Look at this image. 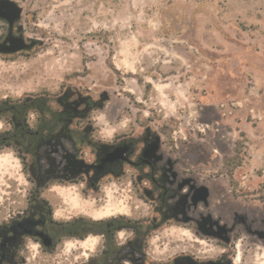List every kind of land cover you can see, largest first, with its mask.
Segmentation results:
<instances>
[{"label": "rangeland", "instance_id": "374dc122", "mask_svg": "<svg viewBox=\"0 0 264 264\" xmlns=\"http://www.w3.org/2000/svg\"><path fill=\"white\" fill-rule=\"evenodd\" d=\"M14 1L31 46L0 53V102L46 93L56 108L67 93L104 103L74 123L83 134L43 147L39 161L0 145V226L31 192L49 197L59 220L153 217L155 196L145 197L149 185L129 165L94 188L87 177L103 146L132 142L167 169L175 163L174 189L186 179V226L154 232L156 262L184 248L264 264V0ZM29 121L36 126L37 114ZM11 127L0 114V134ZM67 155L82 163L77 172ZM87 224L52 248L28 238L19 264H87L103 242ZM87 237L95 247H81Z\"/></svg>", "mask_w": 264, "mask_h": 264}, {"label": "flooded vegetation", "instance_id": "af4514ba", "mask_svg": "<svg viewBox=\"0 0 264 264\" xmlns=\"http://www.w3.org/2000/svg\"><path fill=\"white\" fill-rule=\"evenodd\" d=\"M0 14L5 16H0V20L6 24L0 34V48H6L16 37H21L31 44L25 32L19 29L20 17L15 19L16 14L11 6L0 2ZM24 50L15 53H0L15 55ZM3 102H0V114H3L1 108ZM7 142V136H0V145L7 144ZM117 147H126L125 155L128 159L117 158L104 161L107 154ZM67 158L71 160L72 173L77 172L80 160L75 155H67ZM160 161H162L161 158H157L153 152L146 149L138 152L132 142H119L115 145L103 146L99 152V160L96 163L86 164L91 188L95 186V179L100 181L106 176L119 178L126 176L127 171L130 170L124 168L127 164L137 172L133 176L136 182L149 185L147 190L145 189V194L143 193L145 197L149 199L155 196V198H150L155 208L153 217L141 219L111 216L107 219L88 221L89 231L96 234L102 233L103 242L100 252L90 254L87 264H235L234 256L231 254L192 255L186 253L184 248L170 256L166 262H156L158 258H154L152 249L154 232L166 226H173V223L186 226V179L181 180L183 183L178 190L174 189L169 185L171 176L168 173L171 172L173 178H178L179 174L174 168L175 163L169 162L170 168L167 169L159 165ZM176 197L180 200L177 206L172 203ZM55 215L54 203L49 197L44 193L31 192L27 197L25 209L10 214L6 224L0 226V244L9 255H12V258L17 259V264H19L17 257L20 249L27 244L28 238L43 241L44 238L40 236V232H45L52 238L51 246L48 248L57 246L63 236H80L78 232H75L79 226L78 218L59 220L55 218Z\"/></svg>", "mask_w": 264, "mask_h": 264}, {"label": "trees", "instance_id": "16d2710c", "mask_svg": "<svg viewBox=\"0 0 264 264\" xmlns=\"http://www.w3.org/2000/svg\"><path fill=\"white\" fill-rule=\"evenodd\" d=\"M51 100L46 93H36L24 98L6 99L1 107L3 113L8 115V122L12 127L2 132L0 136H7L9 145L14 144L17 147L16 151L32 154L36 161L40 160L43 147L58 143L64 138L73 140L76 134H83L73 126L74 123L86 119L93 109L104 103L103 100H96L93 97L73 101L67 93L55 98L58 104L56 108L52 106ZM32 113L37 114V123L34 127L29 121ZM83 140L87 141L86 138ZM19 156L24 159L20 153ZM233 160L228 159V165ZM68 162L71 165V160L68 159ZM86 223L88 222L84 218L79 221V225ZM17 263V259L12 258L0 244V264Z\"/></svg>", "mask_w": 264, "mask_h": 264}, {"label": "water", "instance_id": "95a60500", "mask_svg": "<svg viewBox=\"0 0 264 264\" xmlns=\"http://www.w3.org/2000/svg\"><path fill=\"white\" fill-rule=\"evenodd\" d=\"M0 2L7 3L9 6L13 8L14 13L16 14L15 19L21 16L23 9L16 1L0 0ZM0 16L5 17L3 16V14H0ZM29 46H31V44H28L23 38L16 37L14 40L11 41V44L6 46V48H0V52L15 53L24 50ZM125 152H126V147H117L115 150L107 154V156L104 158V161L114 160L117 158L128 159V157L125 155ZM39 234L44 238L43 241H40L41 244H43L46 247H50L52 241L50 235L46 234L45 232H40Z\"/></svg>", "mask_w": 264, "mask_h": 264}, {"label": "crops", "instance_id": "0c3cea01", "mask_svg": "<svg viewBox=\"0 0 264 264\" xmlns=\"http://www.w3.org/2000/svg\"><path fill=\"white\" fill-rule=\"evenodd\" d=\"M3 164V159H0V165ZM98 218H100V215H96ZM102 218V217H101ZM89 240H92V243H90ZM81 247H87V248H93L97 244V239L95 237H87L81 241Z\"/></svg>", "mask_w": 264, "mask_h": 264}]
</instances>
